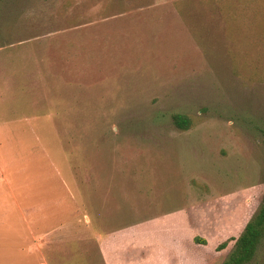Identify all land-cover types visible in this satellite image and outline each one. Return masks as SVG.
<instances>
[{
	"label": "rangeland",
	"instance_id": "rangeland-1",
	"mask_svg": "<svg viewBox=\"0 0 264 264\" xmlns=\"http://www.w3.org/2000/svg\"><path fill=\"white\" fill-rule=\"evenodd\" d=\"M0 176V264H222L264 202V0L0 1Z\"/></svg>",
	"mask_w": 264,
	"mask_h": 264
},
{
	"label": "trees",
	"instance_id": "trees-1",
	"mask_svg": "<svg viewBox=\"0 0 264 264\" xmlns=\"http://www.w3.org/2000/svg\"><path fill=\"white\" fill-rule=\"evenodd\" d=\"M2 1V0H0ZM174 123L182 130L191 127V120L184 114L174 115ZM264 243V202L259 213L249 220L239 236H234L218 246L223 250L233 246V251L222 264H253Z\"/></svg>",
	"mask_w": 264,
	"mask_h": 264
},
{
	"label": "crops",
	"instance_id": "crops-1",
	"mask_svg": "<svg viewBox=\"0 0 264 264\" xmlns=\"http://www.w3.org/2000/svg\"><path fill=\"white\" fill-rule=\"evenodd\" d=\"M11 179V178H10ZM0 181H2V182H6L7 181V177L6 176H0ZM0 192H1V187H0ZM2 204L0 203V206H1ZM15 205L18 207V209L21 211V205H20V203H18V204H16L15 203ZM3 208L5 209V208H8L7 207V204H3ZM7 210V209H6ZM34 214V213H33ZM35 216V215H34ZM47 217V216H46ZM32 218V223H30V222H28L30 225H33V228H31L30 226H28V230H27V233H29V235L26 237L27 239H31L32 240V242H33V244H35L36 246H41L42 245V243H44L43 241H44V238H42L41 236V229H38V231L36 230V229H34V226H36V225H34L33 224V219H34V223H35V221H38V220H35L37 217L35 216V217H31ZM51 218H52V214H50L49 215V217H47V220L49 219V220H51ZM27 219H26V217H25V221H26ZM47 220H46V222L45 223H47ZM27 223V222H26ZM39 225V224H38ZM37 228V227H36ZM39 230H40V233H39ZM36 233H38V235H36ZM100 243H101V241H100ZM32 244V243H31ZM33 245H31V246H29L28 245V249H30L31 247H32Z\"/></svg>",
	"mask_w": 264,
	"mask_h": 264
}]
</instances>
